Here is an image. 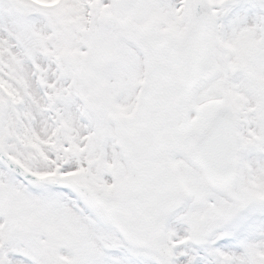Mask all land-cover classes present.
I'll list each match as a JSON object with an SVG mask.
<instances>
[{"label":"snow or ice","instance_id":"obj_1","mask_svg":"<svg viewBox=\"0 0 264 264\" xmlns=\"http://www.w3.org/2000/svg\"><path fill=\"white\" fill-rule=\"evenodd\" d=\"M0 264H264V0H0Z\"/></svg>","mask_w":264,"mask_h":264}]
</instances>
